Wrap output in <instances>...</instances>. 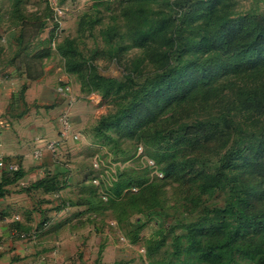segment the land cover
Listing matches in <instances>:
<instances>
[{"label":"rangeland","instance_id":"obj_1","mask_svg":"<svg viewBox=\"0 0 264 264\" xmlns=\"http://www.w3.org/2000/svg\"><path fill=\"white\" fill-rule=\"evenodd\" d=\"M219 2L221 13L227 12L231 18L264 12V0ZM191 4L192 11L182 26L184 33L194 38L195 29L191 27L204 21L200 0H20L16 8L13 0H0V79L13 76L40 83L39 90L29 94L30 101L21 99L20 88L13 101L9 100L8 107L14 115L25 111L28 117L23 122L10 121L8 117L6 120L25 146L23 167H38L40 160L41 164L46 163L45 167H38L39 175L48 171L54 177L56 190L62 192L64 200L61 206L64 213L59 219H65L63 224L69 226V230L62 229L60 233L65 239L60 238L59 249L55 243L47 242L42 245L47 247L43 250L37 243L40 236L20 237L18 234L27 230L15 224L16 215L19 221L28 222L25 225L30 230L43 222V214L30 216L27 221L25 209L31 203L21 198L17 200L20 204L17 208L0 215V254H9L11 261H18L23 259L22 253H29L35 256L34 264H171L176 260L173 255L176 239L182 246L188 242L185 224L195 221L207 206H221L225 202L221 191L202 193L198 199V190L187 180L188 176H175L172 172L167 176L162 168L167 164L164 155L171 152L173 131L181 120L197 124L204 116L237 111L230 95L231 84L237 85L245 78L247 83L255 82L248 75L241 79L243 65L227 71L222 70L223 64L212 66L202 82L204 64L192 66L195 70L185 69L167 95L139 94L135 108L119 113L132 101L134 91L141 88L144 79L161 70L157 55L166 49L164 44L149 39L139 46L134 41L139 38H132L125 27L126 13L140 12L148 20L176 24ZM145 27L146 24L140 29ZM169 33V28L161 29L159 41ZM68 42L76 49L70 58L61 52V48L67 49ZM208 53L191 41L183 56L193 62ZM94 72L122 81L119 91L102 95L86 80ZM262 81L261 76L257 77L258 84H263ZM58 87H65L64 92ZM157 131L164 132L169 140L150 139ZM36 135H40V143ZM190 139L187 137L176 146L181 151L169 161L186 159L188 151L194 149V167L213 169L224 151L218 150L219 142L214 136L209 140L200 136V140L188 145ZM49 141H55L56 155L45 153L36 157L33 152L36 146ZM11 160L22 164L14 157ZM240 171L244 173L242 182L252 189L248 196L253 209L264 210V202L259 200L260 186L254 183L249 167L243 166ZM6 174L11 177L14 171ZM24 181L27 190L33 188L32 180ZM122 181H142V186L123 187L120 196L115 197L114 187ZM10 187L17 193L26 191L19 181ZM141 188L143 193L139 195ZM54 191L48 193L50 207L61 198L60 193L54 196ZM152 192L158 194L157 199ZM125 194L126 203L121 205L117 201ZM84 195L92 197L94 208L87 216L83 213L75 220L76 207L72 202ZM153 201L159 204H152ZM243 234L244 247L257 250L252 255H240L239 259L253 264L254 257L264 255V231L250 230ZM68 236L71 238L67 239ZM160 237H164L163 243L153 249L152 241ZM21 245L33 248L26 250ZM149 248L152 250L148 251Z\"/></svg>","mask_w":264,"mask_h":264},{"label":"trees","instance_id":"obj_2","mask_svg":"<svg viewBox=\"0 0 264 264\" xmlns=\"http://www.w3.org/2000/svg\"><path fill=\"white\" fill-rule=\"evenodd\" d=\"M19 1L13 0L14 8L18 7ZM219 3V0H200V9L203 10L201 16L204 21L191 27L195 29L196 37L194 38H189L182 26L186 21V15L192 11L193 4L189 5L187 12L176 24L166 23L164 20H148L140 12L126 13L125 27L132 38L133 36L139 38L134 39L139 46H143L150 40L153 43L164 44L166 49L161 50V53L157 55L162 65L161 70L155 71L150 77L144 79L141 88L134 91L132 101L119 111L120 114L130 112L136 107L140 99L139 94H146L147 97L155 93L156 95L166 94L185 69H194L198 64H204L201 70L204 75L200 77V82L206 80L208 68L220 64L224 65L223 71L238 69L243 65L245 71L241 79L248 75L252 81H255L247 83L245 78L237 85L231 84L230 95L233 97V108L237 110L235 113L230 114L229 110L221 111L217 115L204 116L201 121H197V124L196 122L193 124L194 121L181 120L173 131L171 152L164 155L167 164L162 171L167 176L170 172L175 176L180 174L188 176L187 180L198 190V199L201 198L202 193L211 195L221 191L225 194V202L221 206H207L203 209V214H200L195 221L185 224L188 242L182 246L179 239H176L177 244L174 245L173 251L176 260L171 264H251V262H241L239 259L240 255L248 256L253 250H257V248L244 247L243 232L264 231V210L253 209L252 201L248 196L252 189L246 182H242L241 176L244 173L240 171L243 166L249 167L248 172L254 176V183L261 189L259 200L264 202V12H251L231 18L229 13H221ZM145 24L146 27L140 29ZM135 28H139L140 31L134 30ZM163 28H169L170 33L164 40L159 41V31ZM191 41L203 48L205 53L209 52L208 56L201 60L195 58L193 62L185 60L183 55L187 50V44ZM73 47V44L68 42L67 49L61 48L62 55L70 58V55L76 53ZM190 65L194 68H189ZM259 76L263 84L256 82ZM127 79L130 80L129 77ZM86 80L87 82L89 80L93 87L104 96L112 91L118 92L119 86L123 84L118 79L104 77L95 72ZM24 88L23 85L22 91ZM177 114L182 117L180 112ZM192 126L195 127L194 130ZM200 136L205 140L214 136L220 144L218 150L224 149L213 169L194 167V149L188 151L186 159L178 157L175 161H169L168 158L178 156L177 154L181 151L176 148L178 144H182L187 137L191 138L188 145L193 144L200 140ZM231 136L232 141L228 144ZM151 137L156 140H169L164 132L159 131L152 133L150 139ZM185 165L187 169H183ZM20 169L21 167L14 171L13 176L6 177L5 182L20 178L22 176ZM135 185L142 186V181L116 183L115 197L120 196L123 187ZM31 186L43 187L46 190L56 189L54 177L48 174L43 179L32 183ZM142 193L141 188L139 195ZM152 194L155 199L158 198L156 192ZM124 198L126 194L117 202L125 205ZM84 200L89 208H94L92 197L85 196ZM152 204L159 203L153 201ZM163 241L164 237L153 240V249L158 248ZM150 250L152 249L149 248L148 251ZM181 256H183L182 259H180ZM254 258L253 264H264V255H257Z\"/></svg>","mask_w":264,"mask_h":264},{"label":"crops","instance_id":"obj_3","mask_svg":"<svg viewBox=\"0 0 264 264\" xmlns=\"http://www.w3.org/2000/svg\"><path fill=\"white\" fill-rule=\"evenodd\" d=\"M34 82L29 83L28 81H25L24 79L20 77L13 78V76H9V77L5 76V78L0 79V124H1L0 125V156L3 157L5 160H11V157H14L19 162L20 161L22 162V164L20 165L22 176L20 178L16 180H12L11 182L9 181L5 182L6 177H7V174H6L7 172L4 171L0 174V215L4 216V214H6L7 212L11 211L12 209L17 208L20 205L17 202V200H20L21 198L22 200H25L27 202L29 201L31 203L30 205H28L29 209H25L27 221L31 220L30 216H36V215L43 214L41 216V218H43L42 219L43 222L39 223L36 229H32L35 231V237L40 236L37 242L38 245L46 246L47 242H52V243H55L56 247H58L59 249L58 244H60V238L61 239L64 238V235L60 236L62 229L69 230V226L65 227V224H63L65 219H62V221H60L59 219V216H61V214L64 213L63 212L64 209L61 207L64 201L63 194L61 195L62 192L55 189V191L53 192L55 193L54 196H59V193H60L61 198L59 200L57 199L58 201L54 202L55 205H52V207H50L51 204L48 203L49 202L48 193L52 192L53 190H46L43 187H33V186H32L33 188L30 187L31 189V190L29 189L30 191L27 190L28 186H26L27 183L24 181L25 178L26 180H29V179L32 180V183H34L35 181L43 179L45 175L47 174L50 175V174L47 171L44 173L43 176H41V174L39 175V171L41 168L40 166L42 167L46 166V163L42 162L43 164H41L40 162L41 160L37 161L39 163L38 165V167H40L39 169L38 167H33L36 170L33 168L31 169V168L23 167L25 163V159H26L25 146L19 142L20 138L18 139L16 137V134L12 132L13 130L11 129L10 124L7 123L9 121L6 120V117H8L10 121L22 120L21 122H23L25 119L24 117L26 118L28 117L29 113L26 115L25 111L14 115L11 112L10 108L8 107V103H9L10 98H11L10 101L11 102L13 101L12 97L15 98V93L17 92V89L19 88H20L19 90H21V95H22L21 99L23 98L24 102L30 101L29 94H32V95L35 94V92L38 91L40 88V83L37 80L36 81L34 80ZM23 85L25 86V88L22 91L21 88L23 87ZM35 138L38 141V143H40L39 142L41 138L40 135H36ZM18 154H25V155L18 157ZM35 175H37V177ZM18 181L20 182L21 185L24 186V190L26 191L22 193H17V192L12 191L13 189H10L11 188L10 185ZM34 191L36 193H32ZM20 196H23V197H20ZM34 196L37 198H34ZM84 198H85V195L82 197L79 196L72 202V205L76 207L75 209L76 211L73 213V216L76 217L75 220H78L81 217V215H83V213L90 214L93 210L89 208V206L85 203ZM41 202H43L44 205H42ZM93 213L95 214V212ZM47 216L48 217L52 216V217L47 218ZM54 219H57L58 221H54ZM15 220H16L15 221L16 225H19V227L20 226L25 227L24 230L31 231L30 229H27L29 227L25 225L28 222L23 221V220L19 221L20 218L18 217V215L15 216ZM74 222L79 223V224L83 223V221H72L71 223L74 224ZM70 238L71 236L67 237V239H70ZM43 246H42V249L45 250L47 247H43ZM19 247L21 248L25 247L26 250L33 248L32 246H29V245H21ZM37 251H34V252L37 253ZM26 254H29V253H26ZM26 254L22 253L20 255V258L22 257L23 259L18 260V261H13V260L11 261L12 256L9 257V254H0V264H10V263L12 264H31V263L34 264L33 259L35 256L30 255V254L26 255Z\"/></svg>","mask_w":264,"mask_h":264},{"label":"built area","instance_id":"obj_4","mask_svg":"<svg viewBox=\"0 0 264 264\" xmlns=\"http://www.w3.org/2000/svg\"><path fill=\"white\" fill-rule=\"evenodd\" d=\"M52 45H54V41L51 42ZM58 90L60 92H64L65 87H58ZM57 145L55 141H49L47 143L41 144L40 146H36L34 149V155L36 157H40L45 153L52 154L53 156L56 155ZM20 168L19 163L12 161V160H5L3 157L0 156V174L4 171L10 172V171H16ZM22 238H29L35 236V231H22L20 234H18Z\"/></svg>","mask_w":264,"mask_h":264}]
</instances>
